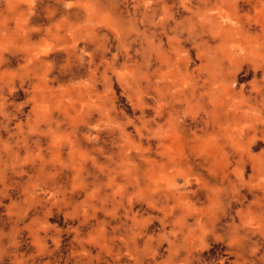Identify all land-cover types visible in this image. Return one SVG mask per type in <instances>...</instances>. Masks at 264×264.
<instances>
[{
	"label": "rangeland",
	"instance_id": "374dc122",
	"mask_svg": "<svg viewBox=\"0 0 264 264\" xmlns=\"http://www.w3.org/2000/svg\"><path fill=\"white\" fill-rule=\"evenodd\" d=\"M0 264H264V0H0Z\"/></svg>",
	"mask_w": 264,
	"mask_h": 264
}]
</instances>
